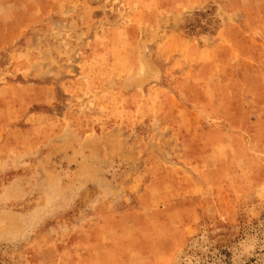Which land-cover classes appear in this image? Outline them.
<instances>
[{
	"label": "rangeland",
	"instance_id": "374dc122",
	"mask_svg": "<svg viewBox=\"0 0 264 264\" xmlns=\"http://www.w3.org/2000/svg\"><path fill=\"white\" fill-rule=\"evenodd\" d=\"M74 3L0 76V264H264V0Z\"/></svg>",
	"mask_w": 264,
	"mask_h": 264
},
{
	"label": "crops",
	"instance_id": "0c3cea01",
	"mask_svg": "<svg viewBox=\"0 0 264 264\" xmlns=\"http://www.w3.org/2000/svg\"><path fill=\"white\" fill-rule=\"evenodd\" d=\"M74 1L80 2V0H0V76L4 74L5 80L12 77V52L31 50L33 35L39 32L42 36L50 20L60 22L64 21L63 16L69 17V13L64 12L68 5L75 4ZM23 38H30L27 46L19 45L17 49H12ZM253 39L255 46H264V40ZM240 47L238 50L243 51V47L241 49ZM259 51L264 50L260 48ZM234 66L239 67L238 64Z\"/></svg>",
	"mask_w": 264,
	"mask_h": 264
}]
</instances>
